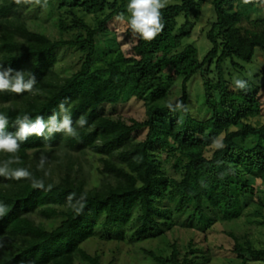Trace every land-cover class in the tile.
Listing matches in <instances>:
<instances>
[{"label":"trees","instance_id":"1","mask_svg":"<svg viewBox=\"0 0 264 264\" xmlns=\"http://www.w3.org/2000/svg\"><path fill=\"white\" fill-rule=\"evenodd\" d=\"M128 2L48 0L37 9L47 8L58 30L52 37L31 25L24 14L30 5L0 0V65L30 72L38 89L36 95L0 93L6 131L14 133V121L25 114L47 120L66 101L78 132L76 138L53 133L51 147L34 135L21 144V163L12 167L28 168L51 190L0 177V203L9 208L0 217V264H111L88 244L113 240L118 247L129 225L136 227L137 239L163 236L167 247L159 246V253L145 250L157 264H205L213 255L209 234L217 224L239 221L254 201L264 212L261 86L243 79L248 87L240 90L224 75L227 60L235 68L236 60L250 62L257 47L264 50V16L254 15L264 0L167 3L163 31L150 43L134 38L127 19H120L130 17ZM206 2L215 18L207 32L212 46L201 60L195 44L184 40L201 22ZM116 20L123 29L113 26ZM123 30L133 40L126 53L116 45ZM68 49L78 54L80 66L60 77L54 65L59 51ZM112 51L116 56L105 63ZM211 66L216 78L208 74ZM198 73L211 112L205 119L194 117L188 106V83ZM89 77L96 87L85 89L82 82ZM179 77L182 93L172 101L170 88ZM130 101L142 105L143 119L116 111ZM82 115L88 123L79 128L75 121ZM68 150L97 156L100 166L92 183ZM41 153L48 157L43 171ZM8 159L0 152V163ZM253 179L261 181L259 190ZM71 193L73 203L85 198L79 214L66 201ZM179 227L199 233L200 244L193 239L182 244L175 235ZM226 233L239 264H264V245L248 229Z\"/></svg>","mask_w":264,"mask_h":264},{"label":"rangeland","instance_id":"2","mask_svg":"<svg viewBox=\"0 0 264 264\" xmlns=\"http://www.w3.org/2000/svg\"><path fill=\"white\" fill-rule=\"evenodd\" d=\"M180 0H167V3L177 2ZM38 5H30L28 9L24 10L25 16H30L32 19L31 25L37 26L36 28L51 35L52 37L58 36V30L53 24L48 14L47 8L37 9ZM259 12L254 13L255 16H264V5L259 7ZM201 22L193 29L192 34L184 40L185 44L194 43L199 50L200 59L203 60L208 50L211 48V42L207 38V32L210 29V20L215 18L213 7L210 3H205L203 6ZM122 22L117 21L113 25L117 29L122 28ZM123 32V34H122ZM117 36L116 45L120 48L122 53H126L133 45V40L124 33V30ZM117 51V50H116ZM116 51H112L105 55V63L112 60L116 56ZM238 65L234 68L230 61L227 60L226 67H224V75L230 80L231 87L235 86L237 79H248L252 82V85L261 86L259 95L264 99V50L260 47L255 49L254 56L250 62H244L236 60ZM104 61L100 62L102 65ZM208 63L204 65L203 70H206ZM78 54L74 50H60L59 58L54 65V71L60 76H66L79 68ZM211 66V71L208 72L210 77H217ZM263 71V72H262ZM203 73V72H202ZM89 80V81H88ZM93 77H89L82 82L85 89L95 88L96 85L90 84ZM182 93V78L179 77L170 88L169 98L170 100H176ZM189 94V110L191 114L198 119H205L211 115L210 110L205 105L204 86L202 74H196L188 83ZM116 111L123 116H133L139 119H143L145 112L141 104L135 102L121 103L116 107ZM72 154L73 159L77 165H82V171L86 175L89 183L94 181L97 167L100 163L97 156L90 153H84L80 155L72 150H68ZM259 190L261 188V181L259 179H253L251 181ZM264 212L260 209L259 204L254 201L245 210L244 216L236 222L229 224H217L215 229L210 232L209 240L211 241L213 255L205 264H239V260L231 253V247L233 245L232 238L226 233V231L233 230L236 233L243 230H249L252 238L257 240L259 245H264ZM136 227L129 225L122 231L120 238V244L117 247L115 241L102 240L100 243L90 241L88 246L91 251H99L103 253V259L105 262H111V264H157L145 250H154L159 253V246L167 247L166 241L162 240L163 236H153L145 239H137L135 233ZM175 235L180 239L182 244H188L190 239L194 240L196 245L200 244L201 236L196 233L194 229L188 227H179L176 230Z\"/></svg>","mask_w":264,"mask_h":264},{"label":"clouds","instance_id":"3","mask_svg":"<svg viewBox=\"0 0 264 264\" xmlns=\"http://www.w3.org/2000/svg\"><path fill=\"white\" fill-rule=\"evenodd\" d=\"M48 0H14L16 5H40L41 7L47 6ZM251 0H243L244 4L250 3ZM167 0H129L127 11L130 17L125 18L120 16L121 20L127 19V23L134 38H139L145 43H150L156 39L163 31L164 21L162 10L166 7ZM27 75V79L25 76ZM36 79L30 72L22 70H13L11 67L4 68L0 65V93H13L21 95L23 93H30L32 95L38 94V89L35 88ZM237 89L247 90V82L237 79L235 81ZM66 101L59 103V112H55L47 120L42 116L37 115L34 119L25 114L23 117H18L14 121L18 125L14 133L6 131L9 120L7 115L0 113V152L9 156V159L0 163V177L9 180H28L31 182L32 187L35 189H45L43 179L36 178L33 173L25 167H12L13 164L19 165L21 163L19 151L21 144L24 143L29 137H43L48 142L51 140L53 133H63L64 136L76 138L78 136L77 129L73 127L72 113L68 107H65ZM177 104V108L181 107ZM171 107V104L168 105ZM79 128H83L88 120L86 115L80 116L76 121ZM217 148H222L223 144L219 141L215 142ZM48 162L46 154L41 153L39 156L38 169L44 170ZM48 173L45 171V176ZM52 185L49 184L47 189L51 190ZM75 194L71 193L67 196L66 201L68 205L76 211L81 213L84 208V196H81L73 203ZM9 208L0 203V217L7 214Z\"/></svg>","mask_w":264,"mask_h":264}]
</instances>
